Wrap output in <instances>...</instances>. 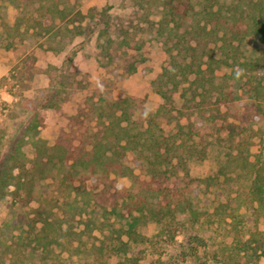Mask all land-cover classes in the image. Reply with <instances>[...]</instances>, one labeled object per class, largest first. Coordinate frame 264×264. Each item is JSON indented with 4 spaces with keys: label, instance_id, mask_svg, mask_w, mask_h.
<instances>
[{
    "label": "trees",
    "instance_id": "16d2710c",
    "mask_svg": "<svg viewBox=\"0 0 264 264\" xmlns=\"http://www.w3.org/2000/svg\"><path fill=\"white\" fill-rule=\"evenodd\" d=\"M162 6L159 19L143 15L144 24L135 22L137 12L126 17L92 7L88 14L75 13L81 22L75 30L77 35H92L97 31L99 39L105 38L106 46L101 45V50L111 64L117 62L113 73L117 76L119 68L125 70L117 78L136 71V62L126 63L127 59L122 55L124 48H131L134 43L141 47L158 35L164 37L168 60L163 72L153 82V87L164 100L157 114L166 111L168 106L176 110L172 96L181 92L182 107L177 113L187 120V124H180L181 129H186L193 138L189 156L194 161H206L212 153L219 166L205 176L194 178L192 183H188V189L175 190L174 197L168 202L152 203L146 211H141V217L157 224L158 236L167 232L173 237L175 232L185 229L188 224L207 221L211 226L222 227L226 240L234 238L238 241L242 217L222 197L224 192L234 190L241 182L237 175L234 176L237 171H230L235 163H240L243 171L248 173V183L242 187L239 185V188H243V202L255 220L264 216V150L252 154L251 148L245 145L247 132L253 129L254 120L264 119V0H190L184 9L176 0H166ZM14 29L18 31L8 25L9 36H14ZM4 39V30L0 28V47L8 46L4 45ZM65 72L63 68L60 69L59 74L51 78L49 88L34 96L30 114L22 120L21 131L13 133L12 144L0 161V200L6 201L7 196H13L8 204L6 224L26 234V241L21 243L23 247L20 245L10 262L4 264H78L81 260L79 257L73 259L75 254L72 251L63 259V249L49 258L48 252H53L52 242L72 248L75 246L74 237L80 239L83 234L92 236L96 231L103 236L101 245L95 246L99 254L109 252L122 257L126 264H143L151 240L137 231L141 217H133L127 228H116L109 218V208H116L121 200L127 198L111 173L125 167L123 160L128 154L139 153L141 156L144 154L146 173L156 177L163 164H174V157L170 155V149L162 151L164 144L158 136L150 134L148 138L145 132L134 134L121 126V122L131 119L126 107L127 99H111V114L108 117L111 121L107 127V147H103L104 150L95 145H91V148L90 145H66L62 137L52 148L47 147L39 136L44 117L38 109L57 108L69 99L70 88L74 85L68 82ZM228 72L233 85H229L224 76ZM243 93L246 98H238ZM119 112L121 115H118ZM112 122L116 124L115 127L110 126ZM244 124L251 127H244ZM208 126L215 129L210 135L209 146L212 148H199L194 138L202 140L201 130ZM226 131L233 147L225 151L217 145L215 149V142ZM120 134L121 137H118ZM111 137H114L113 140ZM96 139V142H102ZM27 142L35 150V156L30 161L26 160L23 151V144ZM98 144L101 146V143ZM144 148L149 154L145 155ZM175 154L179 153L176 151ZM141 158L138 157L140 161ZM68 163H71V171L79 173L80 178L76 181L67 175L70 184L67 188L78 189L75 183L79 182L86 186V190L90 184V188L96 191L90 195L93 196L98 219L94 217L80 221L79 224L84 227L79 232L72 223L74 216L63 220L53 213V209L44 207L43 193L34 184L37 172H47ZM56 187L61 191L63 183ZM187 194L194 197L187 198ZM199 195L209 198L204 205L199 203ZM36 200L42 205L30 207ZM63 223H66V228ZM251 236L255 238L256 247L248 242L249 250L246 252L252 258L259 259L264 256V243L261 240L264 235L253 232ZM77 247L84 250V246ZM260 249L262 251L259 253ZM82 254L85 255V251Z\"/></svg>",
    "mask_w": 264,
    "mask_h": 264
},
{
    "label": "rangeland",
    "instance_id": "374dc122",
    "mask_svg": "<svg viewBox=\"0 0 264 264\" xmlns=\"http://www.w3.org/2000/svg\"><path fill=\"white\" fill-rule=\"evenodd\" d=\"M165 1L0 0V28L4 30V45H8L0 47V161L4 159V153L12 144L13 133L21 131L22 120L30 114L34 96L48 89L51 78L58 75L62 68L66 71L68 82L74 85L70 88L69 99L57 108L38 109L44 117L39 136L47 147L52 148L62 137L66 145H90L89 148L95 145L96 148L104 150L103 147H107V127L111 121L108 118L111 114V99H127L126 107L131 119L129 122H121V126L127 127L134 134L145 132V137L148 138L150 134L156 135L164 144L162 151L170 149L174 164H163L156 177L146 173L144 154L141 156L139 153L128 154L123 160L125 167L112 171L111 177L117 180L118 187L127 197L121 200L116 208H109V218L116 228H127L133 217H141V211H146L152 203L168 202V199L174 197L175 190L188 189V183H192L194 178L205 176L219 166L212 153L206 161H194V158L189 156L193 138L186 129H181L180 124H187V120L177 113L182 107L181 92L172 96L176 110L168 106L166 111L157 114L164 100L153 87V82L163 72L168 60L162 35L145 42L141 47L134 43L133 47L124 48L122 55L127 59L126 63L136 62V71L117 78L123 75L125 70L119 68L117 76L113 73L117 62L111 64L101 50V45L106 46L105 38L99 39L97 31L92 35H77L75 30L81 23L77 16L75 17L78 11L88 14L89 9L94 7L126 17L137 12L135 22H142L143 15L158 20ZM189 1L176 0V3L182 4L184 9ZM8 25L18 29H14L12 37L8 35ZM229 74L230 72L224 76L229 85H233L230 82L231 77L228 78ZM238 98L245 99L246 95L243 93ZM118 115H121V112ZM253 123V129L247 132L248 140L245 145L255 154L264 150V119L257 118ZM110 126L115 127L116 124L112 122ZM244 127L251 126L244 124ZM214 131L215 129H210L209 126L201 130L202 140L194 138L199 148L209 146L212 139L210 135ZM120 133L122 134L121 131ZM121 134L118 137H121ZM96 137L102 142H96ZM113 138L111 137L112 140ZM228 139L229 134L226 131L222 138L215 142L214 148L217 149L218 145L219 149L223 147L225 151L229 150L233 146ZM98 143H101V146ZM23 145L26 160L30 161L35 156L34 147L30 142ZM145 148V155L149 154ZM176 151L179 154H175ZM138 157H142L141 161ZM70 164L55 166L47 172H37L34 184L37 190L43 193L44 207L53 209V213L63 220L74 216L72 223L79 232L84 227L79 224L80 221L94 217L98 219L94 199L90 195L96 191L90 188V184L86 190V186L79 182L75 183L78 189L67 188L70 185L67 175L76 181L80 178L79 173L71 171ZM240 165L235 163L230 171H237L234 176L237 175L241 182L237 183L238 186H235L234 190L222 194L223 199L228 201L233 209L236 208L235 212L242 217L237 233L239 240H226L223 228L211 226L207 221L188 224L185 229L175 232L173 237L167 232L158 236L157 224L141 217L137 231L151 240L143 264H153L155 261L157 264H264V256L256 259L246 252L249 250L248 242L256 247L255 238L251 236L253 232L264 235V216L255 220L242 200L243 188H239V185L248 183V173L243 171ZM61 182L63 189L59 191L56 185ZM202 195H199V203L204 205L209 198ZM191 196L186 195L187 198ZM12 200L13 196H7L6 201L0 200V264L9 263L19 246L23 247L21 243L26 241V234L13 230L6 224L9 217L8 204ZM41 205L42 203L36 200L30 207L37 208ZM63 227H67L66 223H63ZM261 237L264 243V236ZM101 239L102 234L96 231L92 236L83 234L80 239L74 237L75 246L72 248L52 242L53 252H48L49 258L63 249V259L72 251L75 254L73 259L77 260L79 257L81 260L78 264H126L122 257L113 256L109 252L99 254L95 246L101 245ZM77 245L84 246V250L79 249ZM81 251H85V255ZM261 251L262 249L259 253ZM46 262L49 263V260Z\"/></svg>",
    "mask_w": 264,
    "mask_h": 264
},
{
    "label": "clouds",
    "instance_id": "9594fccd",
    "mask_svg": "<svg viewBox=\"0 0 264 264\" xmlns=\"http://www.w3.org/2000/svg\"><path fill=\"white\" fill-rule=\"evenodd\" d=\"M239 75H240V72L237 73V76H239Z\"/></svg>",
    "mask_w": 264,
    "mask_h": 264
}]
</instances>
